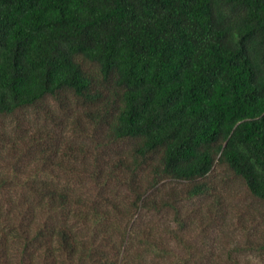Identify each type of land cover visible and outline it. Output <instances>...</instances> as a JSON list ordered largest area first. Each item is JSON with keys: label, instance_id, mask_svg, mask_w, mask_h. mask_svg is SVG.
<instances>
[{"label": "trees", "instance_id": "trees-1", "mask_svg": "<svg viewBox=\"0 0 264 264\" xmlns=\"http://www.w3.org/2000/svg\"><path fill=\"white\" fill-rule=\"evenodd\" d=\"M216 166L264 205V0H0V264H264Z\"/></svg>", "mask_w": 264, "mask_h": 264}, {"label": "rangeland", "instance_id": "rangeland-1", "mask_svg": "<svg viewBox=\"0 0 264 264\" xmlns=\"http://www.w3.org/2000/svg\"><path fill=\"white\" fill-rule=\"evenodd\" d=\"M54 105L52 104V108L58 114L55 119V123L51 121L46 122L43 117L36 119L37 117L31 111L27 112L25 116L20 115L17 119L18 123L27 132L28 130H51L56 132V143H85V137L78 131L74 130V128L70 125V122H73L74 116L72 118L62 116L58 108ZM12 121H15V118L8 120L7 123H11ZM56 125L61 127L59 128ZM34 158V153L29 151L26 153L23 161H21L19 165L32 168ZM9 162H14V159L10 158ZM22 169L26 170L25 168ZM209 180L215 191L225 198V208L228 214L227 222L231 226V229H229L231 231L226 232V236L228 234V237L226 238L227 241L231 242L233 239L236 240V236L238 234H245L250 227H256V225H259L261 228L264 227V205L262 202L250 196L241 181L237 180L235 176L230 174L229 171L221 166L215 167L214 173ZM217 248L218 252L225 250L223 246L220 247L219 244L216 249Z\"/></svg>", "mask_w": 264, "mask_h": 264}]
</instances>
